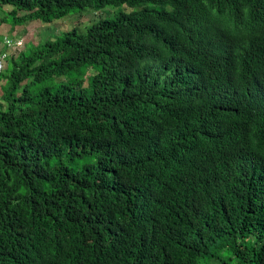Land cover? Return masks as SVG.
<instances>
[{"label": "trees", "instance_id": "1", "mask_svg": "<svg viewBox=\"0 0 264 264\" xmlns=\"http://www.w3.org/2000/svg\"><path fill=\"white\" fill-rule=\"evenodd\" d=\"M89 8L0 76V264H264V92L237 96L264 90V43L211 51L216 9L261 23L264 0H0V27Z\"/></svg>", "mask_w": 264, "mask_h": 264}, {"label": "clouds", "instance_id": "2", "mask_svg": "<svg viewBox=\"0 0 264 264\" xmlns=\"http://www.w3.org/2000/svg\"><path fill=\"white\" fill-rule=\"evenodd\" d=\"M219 1H222V0H219ZM86 10H92L94 12L95 16H96V14L98 12H103V11H96V10H94L92 8H89V9H86ZM216 11H217V15H218L219 20L222 22L221 25L224 26L223 28L226 30V32L229 31V33L227 35V38L224 36V40H223V42L221 44L215 45V46L212 47V49H211L212 53L217 51L218 54H221V52L225 53V52L230 50V51H233L235 54H238V51L242 52L249 45V43L251 41H253L252 40L253 36L255 38L260 39L264 43V39L262 37V35H264V18H263L261 23H255V22H252V21H244V20H238V19L231 20L228 17V15H227L231 11L221 12V10H217V9H216ZM216 11H214V12H216ZM213 15H215V13H213ZM95 16H94V18L88 19L89 20V25L86 28V30L83 32L85 34H82L81 31H78L76 29L71 30V31H66L64 33H66V34H77L79 36H86L91 30L90 29L91 25L93 23L97 22V20H98V19H96ZM65 17L60 18V19H54V21H52L49 24H45L41 20L40 21H35V22L40 23L41 25H51V24L55 23L56 20L57 21L58 20L61 21V20L65 19ZM35 22H31L29 24H25L24 25L25 28L23 29V32L26 33L25 37L24 36L23 37H17V38H16V36H14V37H12V36H4L3 37V41L0 42V45L4 48V50H0V56H5V57H4V60L2 61L3 68L1 70L0 76L4 73V71L6 69L8 58L10 56H12L11 52L13 51L14 53H16L18 55L24 49L25 45L27 44L26 43V38L28 37L27 29L32 23H35ZM227 25H228V27H227ZM8 26H10V25H8ZM236 34L238 36L235 39H232L231 37L236 35ZM56 39H57V36L51 37V38L46 39V40H40V42H37V43L32 41L27 46H37L42 41L43 42H45L47 40L55 41ZM226 41H228L231 44L228 47L227 50L223 47L224 46L223 44ZM221 56L223 58L224 55L221 54ZM243 63H246V62L243 61V60L229 59V61L222 66V68L224 69L223 73L232 74L234 70H236L237 72L239 70H241V72H242L243 69H242L241 66H243ZM97 67H98V75H99L100 74V68H99V66H97ZM249 72H250V74H254V73L257 72V69H255V68H253L251 66L249 68ZM93 74H95L94 69L93 68H89L87 70L86 75L82 76L81 79H83V81H84V85L82 86V88H88L89 87L90 82L94 79V78H92ZM2 84H4V82ZM255 88H257V87L253 86V85H250V88L248 89V91H239V94H237V96H238V100H243V101L246 99V97H248V99L250 100L251 106L256 111L260 112V111L263 110V108H262V103L259 102V99L261 98L264 90L263 91L259 90L260 92L257 94V91H256ZM77 91H81V90L77 89ZM1 92H2V90H1ZM241 95H244V96H241ZM148 165H150V164H148ZM101 169L111 173L110 169L107 168V167H102ZM244 174L247 175L246 171H244ZM240 178H242V177H240ZM236 186H237L236 190L243 191L245 189V188L241 187L239 184H236ZM212 193H213L212 186L210 184L208 200L211 199L210 197L212 196ZM137 208H138V212L139 213L150 212L145 207L140 206V205H138ZM185 219H186V221L190 222L187 218H185ZM124 223L127 224V225H130L131 226V230H135V229H137L139 227V225L141 223V220H140V217L138 215H135L134 216V220L132 222H128L127 221V223L126 222H124ZM190 223H192V222H190Z\"/></svg>", "mask_w": 264, "mask_h": 264}, {"label": "rangeland", "instance_id": "3", "mask_svg": "<svg viewBox=\"0 0 264 264\" xmlns=\"http://www.w3.org/2000/svg\"><path fill=\"white\" fill-rule=\"evenodd\" d=\"M95 14L92 10H85L81 12H73L67 15L65 19L61 21H55V23L51 25H41L40 23H32L28 29V39H30V42H40V40H46L51 37L57 36V39L59 36L66 32V31H71V30H78L81 31L82 34L86 28L89 25V20L90 18H94ZM12 28L8 25H2L0 27V42L3 41L4 36H11L12 35ZM21 37H25L26 33L23 34H18ZM28 40H26V43ZM45 44V42L43 43ZM1 88H2V81H0V95H1ZM70 166V165H69ZM211 264H220L218 261H210ZM208 261V264H210Z\"/></svg>", "mask_w": 264, "mask_h": 264}, {"label": "crops", "instance_id": "4", "mask_svg": "<svg viewBox=\"0 0 264 264\" xmlns=\"http://www.w3.org/2000/svg\"><path fill=\"white\" fill-rule=\"evenodd\" d=\"M25 28V26H18V27H14L13 30H12V37L16 36L17 37H21L19 36L18 34H23L25 32H23V29ZM23 32V33H22ZM26 40H28L27 44L25 45L24 49L21 51V52H24L28 49V47L30 46H27L29 43H30V39H28V37L26 38ZM0 50H4V48L0 45ZM11 55H17L16 53H14L13 51L11 52ZM11 56V57H12Z\"/></svg>", "mask_w": 264, "mask_h": 264}, {"label": "built area", "instance_id": "5", "mask_svg": "<svg viewBox=\"0 0 264 264\" xmlns=\"http://www.w3.org/2000/svg\"><path fill=\"white\" fill-rule=\"evenodd\" d=\"M4 57H5V56H0V73H1V70H2V68H3L2 61L4 60Z\"/></svg>", "mask_w": 264, "mask_h": 264}]
</instances>
